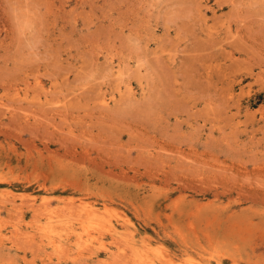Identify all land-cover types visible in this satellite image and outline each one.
Listing matches in <instances>:
<instances>
[{
  "label": "rangeland",
  "instance_id": "rangeland-1",
  "mask_svg": "<svg viewBox=\"0 0 264 264\" xmlns=\"http://www.w3.org/2000/svg\"><path fill=\"white\" fill-rule=\"evenodd\" d=\"M0 264H264V0H0Z\"/></svg>",
  "mask_w": 264,
  "mask_h": 264
}]
</instances>
